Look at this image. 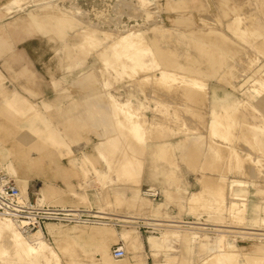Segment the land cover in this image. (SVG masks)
Wrapping results in <instances>:
<instances>
[{"label":"rangeland","instance_id":"1","mask_svg":"<svg viewBox=\"0 0 264 264\" xmlns=\"http://www.w3.org/2000/svg\"><path fill=\"white\" fill-rule=\"evenodd\" d=\"M144 1L147 2H141V0H24L22 4H19L11 0H0V175L15 183L25 195L28 194L32 198L39 199L44 191L50 196L67 200L63 205L97 210L101 212L100 215L110 216L111 218L117 217L118 221H124L123 219H126V217L134 215H150L149 210L131 207L128 200L122 202L120 198L117 199L122 194L126 198L131 193V186L136 183L129 176L126 177L129 178L130 182L127 179L120 178L118 183L119 177L124 175H120L117 168L115 170V168L109 167L107 165L108 161L102 158L96 147L98 141L106 135L119 136L118 140L122 137L120 131L115 128L117 117L110 109L104 108L102 110L99 107L98 97L88 92L84 93V90L94 87L100 89L97 91L98 94L105 91L101 82L105 76L102 67L106 62L103 57L98 55L99 49L119 37L144 33L141 35L142 40L144 39L143 41L148 47L143 43L141 47L144 50L141 51L145 52L143 54L144 60L152 63L151 69L147 70L148 73L145 70L148 75L144 73L145 76H140L142 74L138 71L126 72L124 67L118 63H121L128 53L125 55L124 52H121V54L118 50L110 51L111 63L107 68L111 73V84L106 90L110 91L120 102L128 103L133 109L139 111L145 128H148L151 122L169 116L173 122L170 125V133L168 132L169 139L179 136L180 141L181 138L187 135H202L205 141L203 145L208 149L205 157H202L200 145L191 144V139H189L186 141V146L188 145L187 147L190 150H186L183 147L184 143L180 141L175 144L176 146H172V150H169L171 155L168 158L164 156V151L161 153V159H156L151 153L155 150L157 140L150 139L148 143L151 146L145 148L143 150L144 155H142L145 165L148 161H151L149 164L151 165L152 175L155 171H160L163 176L164 172L168 170V166L163 162L166 161L171 165V169L176 171L173 175L168 176L169 179L177 182L180 180L182 183L184 182L179 168L190 170L191 175L194 177L193 181L190 185L186 182L184 184L189 185L191 190H197L202 186V183L200 184L198 180L202 174L200 173L202 169L199 170L200 165H202L208 174L211 175L212 173L213 175L207 181L214 179L215 181L219 180L220 183L221 180H225L227 186L225 194L228 205L231 201L237 204L240 203L236 197L240 193V188L248 190V220L241 225L233 219V211H225L224 217L227 218L219 222L213 221V218L210 217L211 220L207 219L209 215L207 209L196 210L194 211L196 215L193 214L185 201L190 192L183 189L181 183L168 187L175 192L176 197L174 200L176 202L173 200L171 204L165 205L162 214L157 215V217H167L166 212H168L181 220L199 221L207 225H214V227H218L217 225L237 227L238 225L240 226L238 228H248L245 231H251V229L264 225L260 222L264 218V211L256 209L258 204L264 206V192L263 195L258 194V190H264V167H262V165L264 166V152L261 151L264 150V136L260 132L261 130H256L260 143L255 145V139H251L254 136L252 134L253 137H249L251 136L249 135L251 130L247 126H237L230 129V139L228 140H226L224 130L213 129L209 126L213 116L212 110H220L223 106L233 105L237 101L246 100L249 103L251 102L260 110L259 112L264 114V93L256 94L252 91L251 86L253 81L259 78L261 69L264 70V32H262L264 26H261V24H264V0H259L260 2L257 0H221L223 7H209L207 6L208 2L205 0ZM143 3H146L147 7L145 5V7H142ZM71 5L86 11L81 17H79L80 15L77 16L80 18L77 20L83 21L84 24H78L77 27L69 25L65 27L63 29L64 38H59L58 35L60 34L51 27L50 29L38 27L30 16L32 9L33 13L40 14L41 18L46 14L60 16L58 11L64 7L70 8ZM52 13L54 14L52 15ZM237 13H242V16L246 18L244 17L242 22L239 23V26H241L238 27V30L240 31L237 30L238 33L237 31L233 33L231 30L233 26L232 18H235ZM257 14L258 16H256ZM249 17L251 19H248ZM254 17L258 22L253 20ZM49 18L51 17H47V19ZM53 18L50 21L55 20L54 22L58 23L60 17ZM86 20L88 23L85 22ZM245 20L247 22H244ZM245 27L248 28L246 32L244 31L246 30ZM261 27L262 30H255ZM252 29L257 31L256 33L253 32L254 34L260 32L259 36H262L258 37L252 34L258 42H255L256 40L251 41ZM248 30L250 31L248 32ZM88 32H93L99 41L95 43L84 37ZM246 37L249 39H246ZM254 43L259 45L257 48L260 50L256 48ZM258 51H261V53ZM113 60L119 61L117 63ZM249 61L251 62L247 64ZM178 66L181 68L178 69ZM163 70L200 78L203 82L205 81L207 88L209 87L207 95H194L193 93L198 89L191 84L186 85L179 81H173V83L172 81L161 82L158 77L161 76ZM97 72L99 74H96ZM140 72L142 73V71ZM63 74L67 75V79L62 77ZM100 78L103 79L101 82ZM142 79L145 81H142ZM15 88L21 91L22 99H27L25 105L20 104L19 106L18 102L14 103L15 106L13 105L11 96ZM212 88H217L220 96L231 92L228 94L229 101L224 103L214 100L212 102L210 98H207V96L209 97V91L212 92ZM154 91L158 93L156 92V94ZM192 94L194 96H191ZM77 96L81 98L80 104L77 101ZM27 101H30V103ZM99 108L100 111L97 110ZM77 110L79 111L77 112ZM104 110H109V112H104ZM42 115L47 118L51 127L38 121ZM258 117L259 115L256 119L255 115L254 118L250 117L249 122L255 124ZM101 122H104V126ZM106 124H108V127L105 126ZM56 129L60 131L62 141L57 139ZM162 135H165L164 131L159 133V137H162ZM236 135H240V137ZM230 141L235 142L230 146L228 145L231 144ZM92 142L95 152H89ZM110 147L107 153L110 154L112 150L115 156L111 157H116L113 159L114 161L119 158L116 160L119 162L121 158L119 156L120 151L114 146ZM232 147L243 157L252 156L255 157L254 159L261 161L253 160L251 157V162H245L248 164L246 166L247 170L245 168V171H241L235 164H230L232 161H229V152H232V149H230ZM143 148L137 149L141 150ZM77 149L79 152L76 151ZM82 150L86 153L82 157H78L77 155L82 154ZM141 151H138V153ZM11 162L14 163L15 172H11V167L8 165ZM206 164H209L210 167L211 165L212 167L215 166L214 169L216 168L217 172L214 169V172L210 171L211 168ZM232 165L235 166V170L232 169ZM105 174L108 175L106 181ZM214 174L219 175L218 178ZM220 175L226 179H223ZM214 176H216V179ZM125 181L126 183H124ZM143 184L144 174L143 183L140 186L141 194L144 188ZM160 185L161 183L158 182V184L150 186L156 187L162 192ZM23 188H26L27 194L23 191ZM90 190H93L92 192L101 191V193H95L93 195L95 198H90L88 194V192H91ZM74 191H78L82 197L74 196ZM84 194L87 197H84ZM158 200L152 203L156 205L165 202L164 195L158 197ZM41 202L50 205L60 204H52L47 201ZM225 220L226 222H223ZM254 220H258L261 224L252 223ZM57 223L81 224L66 226L74 230L105 228L116 235L123 231L136 229L142 235L144 250L149 260L148 264H153L148 236L162 237L166 232H169L170 235L169 243L172 247L170 252L178 255L177 260L181 261L183 258H188L190 261L185 264H194L199 261L198 255L203 256L201 253L202 248L205 252H216L221 245L231 243L238 245L245 251L250 250L252 245H264V238L260 241L251 235L246 237L239 234L224 236L225 233L220 234V232L218 234L214 230L204 228L207 225H201L200 237L197 238L193 236L192 230L190 236V233L180 232L174 228H168L160 233L161 230L155 228L147 232L145 228L140 230L139 227L133 226L123 227L120 225L75 222ZM229 223H233L232 226ZM56 226L62 227V225ZM261 227L264 229V226ZM221 231H225L223 227H221ZM260 232L264 233V230ZM182 234H188L190 238L192 237L190 246L180 237ZM25 235L29 236L30 234ZM116 244L124 246L123 241L119 239L108 240L105 248L100 244L96 248L92 241L77 239L72 247L62 253V256L67 259L74 258L81 250V255L83 254L88 261L85 264L130 263L129 253L124 259H116L112 256L111 252ZM77 249L78 251H76ZM262 264H264V261Z\"/></svg>","mask_w":264,"mask_h":264},{"label":"bare ground","instance_id":"2","mask_svg":"<svg viewBox=\"0 0 264 264\" xmlns=\"http://www.w3.org/2000/svg\"><path fill=\"white\" fill-rule=\"evenodd\" d=\"M11 1H13L15 3L22 4L23 3L22 1H24V0H11ZM260 1H262V0H260ZM141 2H147V1L141 0ZM129 3H131V2H129ZM145 4L146 3H143L142 7H145V6L147 7V5H145ZM71 6L72 7H70V8H67V7L61 8L58 11V12H60L59 13L60 16H58V15L57 16H55V15L49 16L46 14L44 16L46 18H44V17L41 18L40 14L33 13V9L30 11V16H31L32 21H34L35 25H37L38 27H40L42 29L51 27V29H53L54 31L58 32V34H60V35H58L59 38H64L65 34H63V29L65 27H67L68 25L72 26V27H77L78 24H81V25L84 24L83 21H81L82 22L81 23L80 21L77 20V19H80L77 16L80 15L79 17H81L82 15H84L86 13V11L81 10L77 6H74V5H71ZM238 8H239V6H238ZM43 9H47V8H43ZM137 10H139V9H137ZM139 12H140V10H139ZM53 14L54 13H52V15ZM256 16H258V14ZM47 17H51V18L60 17V18H59V20L57 19L58 23H55L54 22L55 20L51 22L50 21L51 18L47 19ZM244 17L242 16V13H237V16L235 18H232L233 26H232L231 30L233 31V33L236 32L238 30V27L241 26V25L239 26V23L242 22ZM254 18L255 19H253V18L252 19L256 20V17H254ZM248 19H251V17H249ZM246 20L244 22H247ZM248 21H252V20H248ZM85 22L88 23L87 20ZM256 22H258V21L256 20ZM261 26H264V24H261ZM245 29L246 30H244V31L246 32L248 28L245 27ZM255 30H258V31L262 30V27L260 29H255ZM255 30L253 31V29H252L251 36H252V34L257 32ZM263 30H264V28H263ZM238 31H240V30H238ZM238 31H237V33H238ZM249 31L250 30H248V32ZM262 32H264V31H262ZM208 33H211V32H208ZM143 34L144 33H142V34L141 33L128 34V35H125V36H122V37H119V38L113 40L110 44L106 45L105 47H102L100 49L98 48L99 49L98 55L100 57H103V59L106 62L104 67H102V70L104 72L103 75H105L104 80L102 79L103 80L102 81L100 78V82L102 81L101 83L104 86L105 91H103V93L98 94L97 91H99L100 89L97 87L96 88L94 87V88H90L88 93H91L93 96L98 95V97L100 99H102L103 101H106V103L104 102L106 105L104 104L103 107H101L102 110L104 108L110 109L111 112H114V113L117 112V115H118V118H117L116 123H115L116 124L115 128H117L116 130L120 131V134L122 137L119 138V140H118L119 136L116 137V135H112V134L106 135L96 145V147L99 150L102 158H104L106 161H108L107 165L109 167L115 168V170L117 168L120 175H124L123 177L120 175H119L120 177L118 176L119 177L118 183L120 182V178L127 179L126 176L133 178L131 180H133L134 183H136L135 185H133V183L131 182V184L133 185L130 188L131 193L129 195H127L126 198L122 194L121 196L117 197V199L120 198L122 202L124 200H126V201L128 200L129 206L149 210L151 212V214L150 215H148V214L147 215H140V216L134 215L135 217L134 216L126 217V219H123L124 221H118L119 219L117 217L111 218L110 216L100 215L101 212H98L97 210L88 209V208H85L84 210H88L91 213H94L96 216L101 217L103 219H108V221H113V222H108L107 220H104L103 222H100L97 224L117 225L114 222H121V223L122 222H133L132 220L141 219V220L146 221L145 223H149V224L153 225V228L161 230V231H159L160 233H162L163 231H166L168 228H174L180 232H188V233H190L189 235L191 236V230H192V232L194 234L193 236L199 238L200 237L199 236L200 235L199 230H201L200 229L201 225H207L206 223H202L199 221L191 222V221L177 219V218H175L174 215H170L168 212H166L167 217H164V216H161V217L158 216L157 217V215L162 214V211L165 208V205L172 203V201L176 197L175 192L172 189L166 188L165 194H164L166 197V198L164 197L165 202H160L159 204H156V205H154L152 202H157L159 200L153 199V198H150V197L144 195L143 194L144 188L142 189V194L140 193V191H141L140 186L142 185L143 174H144V165H145V162L142 159L143 158L142 155H144L143 150L145 148H148L151 146L150 143H148L150 141V139L157 140L156 144H155V150L151 153L152 156H154L156 159H158V158L161 159V153H163L164 151H165L164 156L166 158H168L169 155H171L169 153V150H172V148L174 147L173 145H175L171 141H169V138H168L170 136V135H168V132L170 130V125H172L171 123H173L171 118L169 116H166L164 118L162 117V118L158 119V121H156V122H151L149 124V127L145 128L143 121H141V116L139 115V111H137L136 109H133V107L130 106L128 103L120 102L119 100H117L115 98V96L110 91L106 90L111 84L110 83L111 73L109 72V70L107 68L108 65L111 63L110 62L111 57L109 55L110 51L118 50V51H120V53L124 52L125 55H126V53H128V55H126V56L124 55L125 58H123L121 63H118L119 60L118 61L113 60L114 62H117L120 66L124 67L126 72L138 71L140 74H142L140 76H143V75L145 76V74L148 73L147 70L151 69L150 67L152 66V63H148L144 60L143 54H145V52L141 51V50H144V48H142L141 46L145 42V41H143L144 39L142 40L143 37L141 35H143ZM203 34H205V33H203ZM259 34H260V32L257 34H254V35H257L258 37H262V36H259ZM254 35L252 36L251 41L256 40L255 42H258L257 38H253ZM84 37H86L87 39H89L90 41H93L95 43L97 41H99L93 32H88L87 34H85ZM247 38L248 37H246V39ZM254 44H255L256 48L259 47V45H256L257 43H254ZM144 45H145V43H144ZM248 45H249V43H248ZM145 46H147V44ZM257 49L260 50L259 48H257ZM130 52H131V54H130ZM258 52L261 53V51H258ZM153 62H154V59H153ZM250 62L251 61H249L247 64H249ZM252 62H253V60H252ZM180 68L181 67H179L178 69H180ZM246 68H248V67H246ZM242 69H245V68H242ZM248 69H250V68H248ZM65 70H68V69H65ZM145 70L147 73L145 72ZM169 70H171V69H169ZM258 70H260V69H258ZM140 71H142V73ZM255 73H257V72H255ZM96 74H99V72H97ZM131 74H134V73H131ZM103 75H101V76H103ZM149 76H150V74H149ZM64 78L66 79V77H64ZM97 78H99V77H97ZM158 78L161 80V82H166V83H167V81L168 82L172 81V83H173V81L174 82L179 81L180 83H183L186 85L191 84L193 87L198 89V90H196V92L193 93L194 95L196 94L197 96H199V95L206 96L208 93L207 92L208 91L207 85L204 83L205 81L203 82L200 78H197V77L192 76V75H187L184 73H176V72H171V71L168 72V71L163 70L161 76ZM154 79H156V78L154 77ZM142 81H145V80L142 79ZM149 81H150V79H149ZM157 81L160 82L158 79H157ZM179 82H177V83H179ZM151 83H153V82H151ZM169 84H171V83H169ZM251 86L253 88L252 91H254L256 94L257 93H259V94L264 93V70L263 69H261V73H260L259 78L254 80ZM153 88H155V87H153ZM154 92L156 93L157 91H154ZM193 94L191 96H194ZM22 96L23 95L21 92H19L16 89L13 90V94L11 96L13 105H14V103H17V102H18L17 104H19V106H20V104L25 105V101L27 99L26 100L22 99L23 98ZM158 98H160V97L158 96ZM207 98H209V97L207 96ZM217 98H218V96H217ZM163 99H164V97H163ZM164 100H166V99H164ZM160 101H161V99H160ZM27 102L30 103V101H27ZM215 102H217V101H215ZM31 104H34V103H31ZM173 106L175 107V104ZM97 110L100 111L101 109L99 108ZM105 111L109 112V110H104V112ZM259 111L260 110L257 109V107L254 104H251V102L249 103L246 100L237 101L233 105L223 106L222 109H220V110L219 109L212 110L213 116H212V119L210 121L211 123H209V126H210V128H213V129L224 130L226 140L230 139V129L237 127V126H239V127L247 126L251 130V134H249L247 132L246 133L251 135L249 137L254 136L255 138L253 137L251 139H255V141H254L256 143L255 145H258V143H260L259 142L260 138L257 135L258 133H256V130H258V131L261 130L260 132L264 136V114L259 112ZM97 113L98 112L96 111V114ZM99 113H101V112H99ZM254 115H255V119L258 115H259V117H258V120L256 121L255 124L254 123L251 124L249 122V119L251 120L250 117L254 118ZM205 120H207V119H205ZM38 121L40 123L42 122L43 125L50 126L49 121L43 115ZM38 121H34V122H38ZM101 124H103L102 126H104V122L103 123L101 122ZM107 125L108 124H106L105 126H107ZM52 128H55V127H52ZM245 130H247V129H245ZM55 131H57V136H56V137H58L57 139L61 140L62 135H61L60 131L57 129ZM104 131H106V130H104ZM163 131L165 132V135L164 136L162 135V137L161 136L159 137V133L163 132ZM248 132H250V131H248ZM109 133H111V132H109ZM112 133L114 134V132H112ZM154 133H156V134L154 135ZM116 134H118V133H116ZM120 134H118V135H120ZM252 134H253V136H252ZM189 136H191V135H187L186 137L181 138L180 141L182 143H184L183 147L186 150L189 149L187 147L188 145L186 146V141L191 139V144L200 145V151L202 153V157L203 156L205 157L206 150H208V149H207V147L205 148L203 145V142H205L204 137L202 135H196V136L192 135L191 137H189ZM237 137H240V135ZM180 141H178V142H180ZM236 141H237V139H236ZM233 142H235V141H233ZM233 142H231V144H228V145L231 146ZM187 144H188V142H187ZM263 144H264V142H263ZM110 146H114L116 149H118L121 154H119L117 152L116 153L119 154V156H121V158H123V159L120 158L119 162L116 161L119 158L114 161L113 159L116 158V157L113 158L115 156V153L112 152V150H111L112 155H111V152H110V154L107 153V150L109 148H111ZM180 146H182V145H180ZM137 148H139V149L143 148V149H141L142 150L141 151V150H138ZM230 149H232V152H229V161H232V162H230V164H233V165L235 164V166L239 170L245 171V168L248 165L245 162L246 161L251 162L252 156L251 157L250 156L243 157L236 150H233V147ZM138 151H141V152L138 153ZM261 151L264 152V150H261ZM158 153H159V156H158ZM108 155H110L109 158H108ZM111 156H113V157H111ZM176 158H177V156H176ZM254 158H253V160H256ZM260 158H262V157H260ZM111 159L113 160V162ZM257 160H259V159H257ZM259 161H261V160H259ZM253 162H255V161H253ZM8 165H10V167H11V172H15L14 163L11 162V163H8ZM206 165L209 166V164H206ZM233 165L231 166L232 169H234V167H235ZM214 167L215 166L212 167V165H211V167H210L211 170L209 168H207V169L210 171H213ZM262 167H264V166L262 165ZM171 170H172L171 171L172 173H170L169 175H173L174 172H176L173 169H171ZM199 170H201L200 173H202V174L198 180H199L200 184L202 183V186L199 189L190 192V194L186 197V200H185L186 205H187V207H189L191 209V212H193V214H195L194 211H196V210L201 211V209H205V210L207 209L208 214H209L207 216V219L213 218V221L219 222V221L224 220V218L225 219L227 218V217H224L225 211H229V212L233 211V213H234L233 219L238 224L241 225V224L246 223V221L248 220V215H247V213H248V200H247L248 190L246 188H240L239 189L240 193L237 194L238 196H236L238 198L237 200H239L240 203L237 204V203L231 201L230 205H228L226 194H225V188L227 187L225 184V180H221L220 183L218 182L219 180L215 181L214 179L212 181H207L209 178H211V176H213L212 173H211V175L208 174L205 167L202 165H200ZM246 170H247V168H246ZM214 171L217 172L216 168L214 169ZM260 171H263V170H260ZM113 172H115V171H113ZM246 172L248 173V171H246ZM246 172H243V173H246ZM214 175H216V174H214ZM107 176L108 175L105 176V181L108 178ZM216 176L218 178L219 175H216ZM216 176H214L215 179H216ZM220 177H223V179H226L224 176L220 175ZM123 179H121V180L123 181ZM127 180H129V178ZM129 182H130V180H129ZM124 183H126V181ZM234 185H237V184H234ZM228 186H230V185H228ZM152 188L156 189V187H152ZM23 191L26 194L28 193L26 188H23ZM159 191H160V189H159ZM263 192H264V190H261V191L258 190V194L263 195ZM73 194H74V196L82 197L78 191H74ZM162 194L163 193L161 192V195ZM23 195L25 197H29V196H26L25 194H23ZM83 196L87 197L86 194H84ZM93 197H91V198H93ZM182 198H184V197H182ZM166 199H167V201H166ZM38 200L51 202L52 204L53 203L54 204H56V203L64 204L67 202V200H65V199L50 196L47 192H44V191L42 192V195L40 196V198ZM174 201L176 202V200H174ZM56 205H58V204H56ZM173 205H175V204H173ZM61 207H63V208L71 207V209H73V210L81 209L79 207H72V206H61ZM256 209L260 210V211H264V206L258 204L256 206ZM202 211H204V210H202ZM197 215H198V213H197ZM230 218H231V216H230ZM233 219L231 220V222L233 221ZM263 219L264 218H262V220L260 221L262 224L264 223ZM223 222H226V220ZM50 223H52V224H50ZM237 223H235V224H237ZM252 223H254V224L258 223V225L261 224V223H259L258 220H254ZM55 224L62 225V227H57ZM229 224H231V223H229ZM232 224H231V226H232ZM67 225H81V224H67V223L48 222V223H46L47 230L45 227L44 230L34 231L29 236H26L10 218L0 215V264H85L88 261L85 259V256L83 254L81 255L80 249H79L80 251H78V249L76 250L79 253H77V255L74 256V258L71 257V258L67 259V258H63V256H62V253L65 250L72 247L74 245V243L77 241V239H84V240L92 241L94 243V246H96V248H97V245H99V244L103 245V247L105 248V247H107L106 243L108 242V240L119 239V240L123 241V244H124L123 247L126 251V255L121 257V258H117L114 256L113 249H112L111 253H112V256L114 258L124 259L128 256V253H129L131 262L128 264H148V262H149L147 255L145 253V250H144L142 235L136 229H130L127 231H123L119 235H116L113 232H111L110 230L105 229V228H100L97 230H93V229H90V230H86V229L74 230L72 228H67L66 227ZM82 225H85V224H82ZM122 226L125 227L123 224H122ZM129 226L138 227V226H135L134 224L129 225ZM217 226L218 227H214V225L208 224L207 227H204V228H206L207 230H209V229L214 230L218 234L220 232H221L220 234L225 233L224 236H230V234H237V235L239 234V235L246 237L247 235H251L252 237L257 238L260 241H262V238H264V233L260 232V231L264 230L261 227L264 225L256 227L253 230L250 228L251 231H245V230H248V228L247 229L238 228V227H240L238 225H237V227L236 226L235 227L219 226V225H217ZM221 227H223V229L225 230L224 232L221 231ZM248 233H250V234H248ZM218 234H216V235H218ZM189 235L188 234H182L181 236L180 235L179 236L181 238H183L184 242L186 241V243L189 244V246H190L192 237L190 238ZM169 237H170L169 232L164 233V235L162 237H156L153 235L148 236V242L150 243V247H151V257L153 260V264H175L178 262H179L178 264H185V263L189 262L190 260L188 258H183L181 261L177 260L178 255L172 254L170 252L172 250V247H171V244L169 243ZM94 246H93V248H95ZM191 248H192V246H191ZM201 250L204 251V252L201 251L203 256H201V254H199L198 256H199L200 260L194 264H262L264 261V245L263 244L262 245L261 244L252 245V246H250V250H245V251L242 250L238 245L231 244V243H226V244L221 245L219 250H217L216 252H207V251L205 252V250L203 248ZM96 259H98V257H96Z\"/></svg>","mask_w":264,"mask_h":264},{"label":"built area","instance_id":"3","mask_svg":"<svg viewBox=\"0 0 264 264\" xmlns=\"http://www.w3.org/2000/svg\"><path fill=\"white\" fill-rule=\"evenodd\" d=\"M143 194L158 199L161 197L159 189L152 186H145ZM81 208L73 210L71 207L63 208L43 203L38 198L25 197L20 188L8 180L5 176L0 175V215L10 218L24 234H31L34 231L44 230L48 222H68V223H85L97 224L103 222L101 217L96 216L88 210ZM133 222H114L117 225L138 226L145 231L153 229V225L145 223L146 221L138 219ZM113 222V221H108ZM113 254L117 258L126 255V251L122 244H116L113 247Z\"/></svg>","mask_w":264,"mask_h":264},{"label":"crops","instance_id":"4","mask_svg":"<svg viewBox=\"0 0 264 264\" xmlns=\"http://www.w3.org/2000/svg\"><path fill=\"white\" fill-rule=\"evenodd\" d=\"M206 2H208V4H207V6H209V7H223V4L221 3V0H205ZM211 1H213V2H211ZM259 1V0H258ZM1 27V26H0ZM48 29H50V28H48ZM62 77L64 78V77H66V79H67V75L66 74H63L62 75ZM16 90H18V88H15ZM208 90H209V87H208ZM19 92H21L20 90H18ZM89 91V89L88 90H84V93L86 92H88ZM211 93V94H210ZM231 93V92H230ZM230 93H226V94H224L223 96H220L219 95V93H218V89L217 88H212V92H210L209 91V98H210V100L212 101V102H214V100H219V101H222V102H224V103H226V102H228L229 101V99H228V97H229V95L228 94H230ZM232 95V94H231ZM95 97H98V95H94ZM217 96H218V98H217ZM99 98V97H98ZM80 97L79 96H77V101H78V103L80 104ZM103 100L102 99H100L99 98V107L101 108V107H103V105L106 103H103L102 102ZM139 105H141V104H139ZM79 110H80V108H79ZM79 110H77V112L79 111ZM76 112V113H77ZM114 113V112H113ZM114 115L118 118V115H117V112H115L114 113ZM120 116V115H119ZM93 129V128H92ZM94 130V129H93ZM179 136L178 137H173V138H171V139H169V141H171L173 144H176L178 141H179ZM102 139V138H101ZM100 139V140H101ZM99 140V141H100ZM94 141V140H93ZM98 141V142H99ZM177 141V142H176ZM76 151H78L79 152V150L77 149ZM89 152H95V150H94V148H93V142L90 144V149H89ZM89 152H88V154H89ZM82 153V154H81ZM81 155H77L78 157H82L83 155H84V153H86V151H84V150H82L81 151ZM151 161H148L147 162V164L145 165V168H144V187L145 186H150V185H153V184H158V182H160L161 183V185H160V187H161V189H162V193H163V195L165 194V189L166 188H168L169 186H174V185H178V184H183V186H181V187H183V189H185V190H187V192L189 191V192H192V191H194V190H191L190 188H189V185L191 184V181H193V175H191V171L190 170H184V169H182L181 167L179 168V169H181V178H182V181L185 183H189V185H187V184H184V183H182L180 180L177 182V181H172L171 179H169V173L171 172V165L169 164V163H167L166 161H163L164 163H166V165L168 166V170L166 171V172H164V175L162 176V173L160 172V171H155L154 173H153V175H152V173H151V171H152V169H151V165L149 164ZM180 163V162H179ZM193 169V168H192ZM182 171H183V173H182ZM115 178H117V177H115ZM179 179V178H178ZM171 182V183H170ZM173 182V183H172ZM196 182V181H195ZM142 183H143V180H142ZM164 185V186H163ZM94 190V189H93ZM93 190H90L91 192H88V194H89V197L91 198V197H93V195L95 194V193H101V191H96V192H92ZM23 193V192H22ZM24 194V193H23ZM26 196H29L28 194L26 195ZM30 197V196H29ZM164 197H165V195H164ZM166 198V197H165ZM166 201H167V199H166ZM92 204V203H91ZM171 204V203H170ZM55 206H66V205H63V204H58V205H55ZM50 224H52V223H50ZM48 225V224H47ZM55 225H57V224H55ZM46 230H47V226H46Z\"/></svg>","mask_w":264,"mask_h":264}]
</instances>
